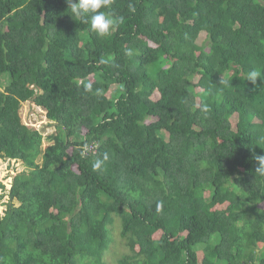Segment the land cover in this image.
Wrapping results in <instances>:
<instances>
[{
  "label": "trees",
  "instance_id": "1",
  "mask_svg": "<svg viewBox=\"0 0 264 264\" xmlns=\"http://www.w3.org/2000/svg\"><path fill=\"white\" fill-rule=\"evenodd\" d=\"M109 10L99 37L65 0H0V161L29 169L0 264H106L116 228L118 264H264V0ZM27 102L58 129L44 151Z\"/></svg>",
  "mask_w": 264,
  "mask_h": 264
},
{
  "label": "rangeland",
  "instance_id": "2",
  "mask_svg": "<svg viewBox=\"0 0 264 264\" xmlns=\"http://www.w3.org/2000/svg\"><path fill=\"white\" fill-rule=\"evenodd\" d=\"M204 39H201L203 41ZM9 83L7 76H0V90L4 91L5 87ZM21 116L23 123L29 127H34L40 131L44 137L42 150L52 145L50 136L57 132V127L51 123L46 112L36 107L29 102L22 104ZM38 163L41 165L42 160L39 159ZM29 172V169L20 161L14 160H1L0 161V218H2L10 205L18 207L20 204L18 201H12L10 198V190L12 188L14 178L22 173ZM117 229V228H116ZM113 231L114 243L110 250L104 255V261L106 264H118L121 258L128 253L126 242L120 236V229ZM260 250H263L261 245ZM203 249H201V256L203 255Z\"/></svg>",
  "mask_w": 264,
  "mask_h": 264
},
{
  "label": "clouds",
  "instance_id": "3",
  "mask_svg": "<svg viewBox=\"0 0 264 264\" xmlns=\"http://www.w3.org/2000/svg\"><path fill=\"white\" fill-rule=\"evenodd\" d=\"M65 3L72 19L86 22L90 31L99 37L110 36L112 30L122 21V18L113 16L109 10L112 0H65ZM259 76L260 73L253 70L248 74V80L255 86ZM255 160L259 165L257 170L264 172V155H256ZM100 165L101 161L98 160L93 167L99 168Z\"/></svg>",
  "mask_w": 264,
  "mask_h": 264
},
{
  "label": "built area",
  "instance_id": "4",
  "mask_svg": "<svg viewBox=\"0 0 264 264\" xmlns=\"http://www.w3.org/2000/svg\"><path fill=\"white\" fill-rule=\"evenodd\" d=\"M95 149H96V148H95V145H92V146L89 148L90 151H95Z\"/></svg>",
  "mask_w": 264,
  "mask_h": 264
}]
</instances>
